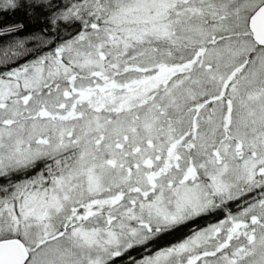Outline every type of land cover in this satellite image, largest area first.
<instances>
[{"label": "snow or ice", "instance_id": "1", "mask_svg": "<svg viewBox=\"0 0 264 264\" xmlns=\"http://www.w3.org/2000/svg\"><path fill=\"white\" fill-rule=\"evenodd\" d=\"M18 13L0 264H264V0H0Z\"/></svg>", "mask_w": 264, "mask_h": 264}, {"label": "trees", "instance_id": "2", "mask_svg": "<svg viewBox=\"0 0 264 264\" xmlns=\"http://www.w3.org/2000/svg\"><path fill=\"white\" fill-rule=\"evenodd\" d=\"M5 23H24L28 31L36 30L38 27L34 22L28 20L22 13L9 14L6 17H0ZM176 237H169V240H174ZM163 243V242H162Z\"/></svg>", "mask_w": 264, "mask_h": 264}]
</instances>
